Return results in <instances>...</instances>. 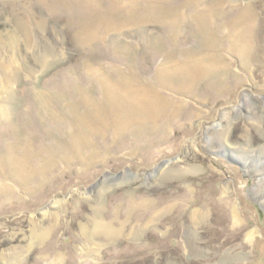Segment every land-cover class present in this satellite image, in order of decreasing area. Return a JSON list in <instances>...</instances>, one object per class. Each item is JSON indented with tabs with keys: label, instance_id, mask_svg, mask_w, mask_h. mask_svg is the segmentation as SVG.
I'll list each match as a JSON object with an SVG mask.
<instances>
[{
	"label": "rangeland",
	"instance_id": "rangeland-1",
	"mask_svg": "<svg viewBox=\"0 0 264 264\" xmlns=\"http://www.w3.org/2000/svg\"><path fill=\"white\" fill-rule=\"evenodd\" d=\"M217 1L0 0V264H264V0ZM215 50L226 72L158 86L172 60ZM125 83L179 109L126 120L109 93ZM114 115L132 124L72 154L89 167L60 160L70 123Z\"/></svg>",
	"mask_w": 264,
	"mask_h": 264
},
{
	"label": "bare ground",
	"instance_id": "bare-ground-1",
	"mask_svg": "<svg viewBox=\"0 0 264 264\" xmlns=\"http://www.w3.org/2000/svg\"><path fill=\"white\" fill-rule=\"evenodd\" d=\"M217 3L222 4L223 1L218 0ZM208 11L209 10H204L202 12L198 11L197 12L198 15L195 14L194 16L197 20L198 19L206 20L208 22V20L210 18ZM237 14H238V16H237L236 20L239 22H237L236 24H235V22H233V24L235 25V26L234 25L233 26L236 29V31H233V34L236 35V39L233 43L231 42L232 44H230V45L232 48L239 49L240 53H242V55L246 56V54H247L246 48L248 45V41L245 40V37L243 39L242 33L244 30L242 32H240V30H241L240 29L241 28L240 21H241V19H243V17H242L243 15L241 12H237ZM180 20H181V16H178V17L174 16L172 18V22H174V24H176V22H178ZM125 23L130 24L131 21H129V22L126 21ZM110 28H112V26H110ZM244 36H245V34H244ZM195 54H197V53H195ZM171 62L172 63L170 65H168V66L165 65V67L164 68L162 67V69L160 71H158V73H157V76L159 78L158 82H157L158 86L162 87L163 89H164L163 82H165L164 80L166 79V77H169L168 75L183 78V80H186V82H194V81H197V80L202 79V78H209V76L210 77L212 76V78H213L214 76H216V73L218 75V72L221 71L222 70L221 68H223V67H225L224 70L226 72L228 70L227 67L230 66V64H231V63L227 64L225 62V60H223L221 57H219L218 52H216V50L214 52H212L211 54L199 53L196 56H191L188 58L186 56V58L175 59V60H172ZM130 83H125V85L122 86L119 90L116 89L114 86L112 87L111 86L112 84L109 86V89H110L109 93L111 94V97L116 96L114 101L118 102L120 100L121 108L125 109L126 115L124 118H126V120L138 119V121H140L139 124L146 127V126H149L150 124L153 125V124L158 123V122H152V121L158 120L159 118H164L165 115L168 116V115L175 114V112H177V110L179 109L177 107H173V109H171L169 106H167L166 102L167 101L171 102L169 100V97L165 96L164 94H161V92L156 87L152 86L153 88L149 89V88H146L144 86L141 89H137ZM177 83H175V84H177ZM139 85H141V84H139ZM149 87H151V86H149ZM174 87H175V85H174ZM182 111H180V112H182ZM92 118H94V116L91 117V119ZM119 118H121V117L114 115L112 120H114V121L116 120V122H107V123L106 122H72V123H70L69 127L71 128V130L68 131L69 135H70V141L62 144V146L60 148L61 151H59L60 153L59 152H58L59 154L57 153L58 157L60 156V160L64 158L68 164L75 163L77 161L78 162L81 161L86 165V167H89V163L91 162V159H92L90 156L84 157L83 159H85V161H83L80 159V157H76L75 155L72 156V154H77L79 152L81 153V149L82 150H84V149H87V150L90 149L91 150V148L94 145V141H93L92 136H91L93 134V132L98 131L99 129L104 128L110 124L118 126L117 128H121V129L126 128L130 124H132V122H118ZM168 123L169 122H162V124H164V125L168 124ZM27 158L28 157L26 154L22 155V157L21 156L18 157L15 154V155L11 156V158H8L9 160L5 161L4 165L7 166V168L9 169V171H8L9 177H11V179H13L14 181H16V180L18 182L23 181L25 183L29 179L28 177H30L31 175L34 174L32 172V170L35 168H33V167L27 168V166L25 165L24 161ZM47 160L48 159H46V162H45L44 159L41 157V159L38 161L39 166L43 164V166L45 165L46 167H48V165H50V163H53L52 160H49V162H47ZM53 177L51 179L55 180ZM105 183L107 184L108 182L106 181ZM174 195H176V193ZM39 197H41L40 194H39ZM123 201H125V200H123ZM34 203H35V201H34ZM129 203L131 205L140 204V203H135L134 200H131ZM123 206H125V205H123ZM125 209H127V208H125ZM144 216H146V215H144ZM193 218H195V217H193ZM168 219H170V218H168ZM194 222H195V220H194ZM111 223L112 222L109 221L108 223L103 224V226H102V229L105 230V235H107L109 237H112V235L115 236V234L120 233V230L111 231L110 229H108V227L111 226Z\"/></svg>",
	"mask_w": 264,
	"mask_h": 264
}]
</instances>
